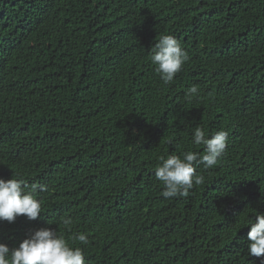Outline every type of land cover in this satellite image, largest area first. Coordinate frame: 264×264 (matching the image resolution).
Instances as JSON below:
<instances>
[{
	"label": "trees",
	"instance_id": "trees-1",
	"mask_svg": "<svg viewBox=\"0 0 264 264\" xmlns=\"http://www.w3.org/2000/svg\"><path fill=\"white\" fill-rule=\"evenodd\" d=\"M163 35L189 57L168 85L148 53ZM197 126L228 146L197 167L203 184L165 199L159 157L203 155ZM12 175L46 191L36 220L0 221L10 249L49 227L86 264H262L245 221L264 214V0H0V178Z\"/></svg>",
	"mask_w": 264,
	"mask_h": 264
},
{
	"label": "clouds",
	"instance_id": "clouds-1",
	"mask_svg": "<svg viewBox=\"0 0 264 264\" xmlns=\"http://www.w3.org/2000/svg\"><path fill=\"white\" fill-rule=\"evenodd\" d=\"M155 72L160 80L168 85L182 70L189 59L181 43L172 35H163L148 51ZM199 89L192 86L187 90L189 96L198 95ZM229 133L219 130L211 138L197 126L192 135L194 145H203V155L186 151L181 155L159 157L154 175L163 186L161 195L165 199L187 197L194 185L204 183V177L197 175L196 169L203 165L205 169L216 166L228 146ZM171 143V141H169ZM46 191V185L29 183L12 175L10 179L0 178V221L15 222L19 216L28 220H36L42 213L41 202L37 199L39 192ZM255 219L247 218L245 223L250 226L246 239L247 252L254 257H264V214L255 213ZM65 225L71 220L65 218ZM69 239L83 245L89 243L84 233H75ZM0 264H86L84 253L80 247L70 246L63 235L49 227H41L31 231L17 247L9 248L0 242ZM264 264V261H262Z\"/></svg>",
	"mask_w": 264,
	"mask_h": 264
}]
</instances>
